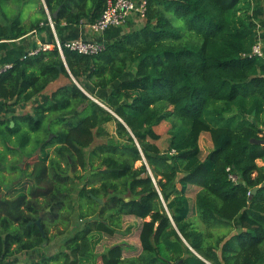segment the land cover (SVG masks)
I'll return each mask as SVG.
<instances>
[{
    "label": "trees",
    "instance_id": "16d2710c",
    "mask_svg": "<svg viewBox=\"0 0 264 264\" xmlns=\"http://www.w3.org/2000/svg\"><path fill=\"white\" fill-rule=\"evenodd\" d=\"M13 1L35 4L42 19L24 25L20 9L0 24V41L51 30L49 16L59 35L62 22L94 24L108 0ZM259 1L147 0L144 23L97 55L65 51L62 58L54 48L26 54L0 73L3 106L28 104L61 83L34 116L13 119L14 128L0 111V131L20 129L21 119L31 131L61 125L62 144L35 163L27 216L12 214L21 199L0 200V263L49 244L50 227L62 218L69 228L77 213L64 249L32 264H264V145L251 143L264 140V57L251 56L259 24L264 29V18L252 12ZM82 107L88 114L78 121ZM113 122L111 135L105 125ZM163 122L170 125L166 153L156 144ZM205 134L213 149L203 156ZM96 138L106 142L91 149ZM40 212L45 237L35 223ZM129 215L142 221L139 254L126 257L132 248L117 243L97 255Z\"/></svg>",
    "mask_w": 264,
    "mask_h": 264
},
{
    "label": "rangeland",
    "instance_id": "374dc122",
    "mask_svg": "<svg viewBox=\"0 0 264 264\" xmlns=\"http://www.w3.org/2000/svg\"><path fill=\"white\" fill-rule=\"evenodd\" d=\"M4 1L5 0H0V9L2 8L7 13L6 16H2V14L0 12V24H2V25L5 22H11L13 20L14 16L18 13V11L20 9L23 10L21 20H22V23L24 25H29L30 23H36L38 20L42 19V15L38 11V8L36 7L35 4H29V5L22 7V4L20 2L18 3L17 1H13V0H10L8 2H4ZM252 12H254V10ZM256 21L258 22L257 19H256ZM139 22H141V21H139ZM141 23L143 24L144 21ZM262 28H263V24H259L258 29L260 32H261L260 29H262ZM259 43H260L262 49H264V41L260 40ZM64 82L66 83V80ZM60 85L61 84L59 82H58V84L54 83V84L49 85V87H47V89H46V94H42V95L38 96L33 101L29 102V104H21V105L19 104L16 106H12V104L10 106H3V104H0V111H3L1 113V115L4 116V114H6L7 118L12 117L13 114H19V115L23 114V115L34 116L35 115V112H34L35 107L41 103H46L48 100V96L51 93H53L54 91H56ZM80 87H82V86L80 85ZM81 89L87 96L91 97V99L93 101L97 102L98 104L100 103L102 107H104L108 110V108L104 104H102V102L99 101L96 97L92 96L91 93H88L85 89H83V87ZM84 107L80 108V111L83 112ZM5 111H6V113H4ZM87 114H88V112H83L78 121H80L85 116H87ZM66 118L70 119L71 116H66ZM75 122H77V121H75ZM46 126H47V123H45L43 128L40 129L43 131H41L39 133V135L45 131ZM51 127L54 131H58L59 128L61 127V125H53V126L51 125ZM169 128H170V125L166 122H163L160 125H158L157 127H155L156 133L161 136V139L158 142H156V144L160 147V149L164 153H166V151L168 149V137H169L168 130H169ZM105 129L108 131L109 134L114 135L116 132V123L113 122V123H109V124L105 125ZM105 142L106 141L104 139L96 138L95 142L91 146V149H93V148L97 147L98 145H101ZM53 148L54 147L50 148L47 151L53 152ZM201 148L203 151V156H206L213 149L212 142H211V140L207 134L202 136ZM44 154H45V152H43L42 154H36V155H34L33 159L38 158V157H42ZM50 154H52V153H50ZM141 164H142L141 161L138 162L136 164V167H139ZM258 164L263 165V163L261 161H259ZM63 165L68 169V171H70V167L68 168V166L66 165L65 162L63 163ZM31 170H32V168H30L28 170V172H31ZM74 173L75 172L72 171V176H73L72 178L75 179ZM89 173H90V171H85V170L82 171L79 168L77 174L81 175L83 177H86L87 175H89ZM0 182H3V180L0 179ZM6 182L8 183L7 180L6 181L4 180L5 184H6ZM84 184H85V181H83V179H81V181L80 180L77 181V186H78L77 192L79 191L80 188H82L84 186ZM4 194H5V192H4ZM17 194H18V192L15 195H17ZM0 195H3V192L1 193V190H0ZM76 196H77V194H75V197ZM77 217H78V214L74 213L72 218H71L69 228H67L66 225L63 224L62 218L59 221L58 225L51 226L49 229L50 244H47L44 247L36 248L33 251L28 252V253L24 252L22 254L16 255L12 259H7L5 262H2L0 264H32L35 262L37 263V262H40L45 257H50V256L56 254L57 252L62 251L64 249L65 238L72 236L77 231V228H78V218ZM194 217L196 218L195 215H194ZM195 221H196L197 228L204 231L206 234L209 232V230L198 219H195ZM72 226H74L73 229H72ZM141 226H142L141 220L136 219L135 217L130 216V215L126 216L123 220L121 235L119 233V235L115 239L105 237L97 247V250H96L97 255L100 256L107 248L111 247L114 244L122 243V244L127 245L130 248H132L130 252H127V251L125 252L126 257L137 256L139 254L140 248H141V244H140V240H139V234H140ZM126 229H129V233H127V234L125 232V231H127ZM215 231L218 233L220 232V230H218V229H216ZM98 264H102L100 258L98 259Z\"/></svg>",
    "mask_w": 264,
    "mask_h": 264
},
{
    "label": "flooded vegetation",
    "instance_id": "af4514ba",
    "mask_svg": "<svg viewBox=\"0 0 264 264\" xmlns=\"http://www.w3.org/2000/svg\"><path fill=\"white\" fill-rule=\"evenodd\" d=\"M27 116L29 115L13 114L12 117L7 118L1 115L3 119L9 120L12 128L15 127L13 119ZM35 119L37 118L35 117ZM18 124L20 129L16 128L11 131H0V179L3 180V182H0V190L1 193L3 192V195H0V200L14 202L21 199L22 202L18 205V208L16 206V210L13 211L12 214L15 216H27L31 211V189L37 187V181L31 177V174L34 171L35 163L40 161L41 158L38 157L33 159L34 155L49 152L47 150L54 147L53 152H50L53 154L56 148L62 146V144L57 141L56 131L52 130L51 123L47 124V129L40 135L39 133L43 130L31 131L29 129V119L18 120ZM54 156L55 154L52 155V157ZM30 168H32V170L28 172ZM70 171H73L71 166ZM70 171L69 175L73 177ZM4 180H7L8 183L6 182L5 184ZM17 192L18 194L15 195ZM44 200V197L38 199V201ZM50 210L51 209L48 208L46 212ZM40 217L42 225V218L44 217L43 212L39 213L38 219ZM16 225L17 224H14V226Z\"/></svg>",
    "mask_w": 264,
    "mask_h": 264
},
{
    "label": "crops",
    "instance_id": "0c3cea01",
    "mask_svg": "<svg viewBox=\"0 0 264 264\" xmlns=\"http://www.w3.org/2000/svg\"><path fill=\"white\" fill-rule=\"evenodd\" d=\"M254 11L256 16H259V18H264V0L259 1L258 6L257 8H254ZM50 18L51 17L49 16V26H51V23L54 26V22L52 19L50 21ZM141 24L142 23L139 22L137 17L133 14L129 17L124 26L108 30L102 34L94 33L91 30L90 25L87 24L86 20H83L78 25L62 22L61 35L57 33L55 27H51V30H46L44 32L35 30L17 42L0 41V68L11 65L16 59L24 57L26 54H29L33 50L37 49L43 43H53L55 38L62 42L82 39L87 41H98L102 44H105L123 38L126 33L137 29ZM40 28V30H44V28L47 29V26L45 27V25L41 23ZM260 37L261 40L264 41V29H261ZM43 94H46V91L43 92ZM4 113H6V111ZM4 116L6 117L7 115L4 114Z\"/></svg>",
    "mask_w": 264,
    "mask_h": 264
},
{
    "label": "built area",
    "instance_id": "2783aa9c",
    "mask_svg": "<svg viewBox=\"0 0 264 264\" xmlns=\"http://www.w3.org/2000/svg\"><path fill=\"white\" fill-rule=\"evenodd\" d=\"M147 7V0H108L101 17L94 24H91L90 28L94 33L102 34L110 29L124 26L129 17L133 14L139 21L143 22L146 18ZM51 27L54 28L52 23ZM54 48L57 49L61 57L64 58L65 51L82 55H97L103 51L104 44L98 41H87L82 39L62 42L55 38L53 43H43L37 49L30 52L29 55L34 56L41 51ZM251 56L264 57V51L259 42L254 46ZM10 67L11 65H7L0 68V73Z\"/></svg>",
    "mask_w": 264,
    "mask_h": 264
},
{
    "label": "water",
    "instance_id": "95a60500",
    "mask_svg": "<svg viewBox=\"0 0 264 264\" xmlns=\"http://www.w3.org/2000/svg\"><path fill=\"white\" fill-rule=\"evenodd\" d=\"M56 15H57V13L54 14L55 17H56ZM90 98H91V97H90ZM254 114H255V112H254ZM12 126H13V124H12ZM251 143L264 145V140H256V139H253V140H251ZM114 171H116V170L104 169V170H101L100 173H102V174H109V173L114 172ZM70 174H72L71 171H70ZM256 192H257V189H254V190H253V194H255ZM91 196H92V198H93L96 202L100 203L101 205H104V203H105V199L97 198V197H95V196H93V195H91ZM128 201H129V198H126V202H128ZM41 216H42V215H41ZM36 224L38 225L39 229L41 230L42 235L45 236V233H44L43 227H42V225H41V217L37 220Z\"/></svg>",
    "mask_w": 264,
    "mask_h": 264
}]
</instances>
